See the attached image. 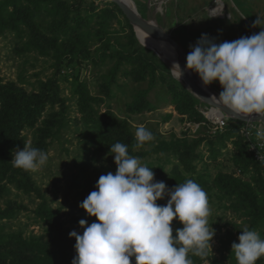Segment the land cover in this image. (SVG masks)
<instances>
[{
  "label": "rangeland",
  "instance_id": "rangeland-1",
  "mask_svg": "<svg viewBox=\"0 0 264 264\" xmlns=\"http://www.w3.org/2000/svg\"><path fill=\"white\" fill-rule=\"evenodd\" d=\"M36 1L17 0L16 7L9 10L25 14L28 9L34 8ZM131 1L142 18L155 20L186 56L190 46L195 45L202 34L222 43L251 36L264 28L262 23L256 28L252 26L249 31L251 28L248 25H253L257 16L264 19V0ZM41 3L43 10L33 14L32 22L23 25L22 38L13 33H0V85L11 83L30 94L51 83L52 90L57 91L65 103L63 116L66 122L60 141L50 148L46 165L35 173L30 172L46 203L58 212L59 221L55 216L52 222L59 224L66 235L64 242L52 247L56 260L68 264L69 258L75 257L76 252L70 247L75 246L76 241L69 237V233L73 230L83 233L79 226L82 219L89 225L95 222V218L89 217L79 205L95 190L101 175L108 172L115 174L114 157L94 152L91 146L94 143L92 135L99 134L93 128V121L109 123L110 115L125 122L135 140L136 129L140 125L153 133L154 139L140 148L125 142L129 138L126 133L121 134L120 143L128 145L136 155L134 157L152 171L163 168L164 178L160 180L155 175L156 181L167 184L172 179V185H176L178 173L187 180H194L206 191L211 210L209 225H212L216 235L211 242L212 251L209 249L206 257L189 254L194 264H237L231 246L234 242L239 243L241 230H255L264 239L263 222L257 224L260 226H251L253 211H257L258 215L264 213V189L258 181V167L246 154L242 123L223 115L227 120L226 127L239 124V129L234 128L237 131L229 136L225 134L226 127L217 130L211 116V109L216 107L196 96L182 80L174 78L167 65L149 47L141 44L136 34L137 42L132 44L130 31L121 16L104 20V14L114 9L111 1L49 0ZM58 3L75 4L66 19L68 29L64 33L60 28L64 19L60 14L51 13ZM221 3L225 6L220 12L224 18L212 13L214 8H223ZM33 39L43 45L50 57L25 52L24 42ZM55 47L63 53L60 59L52 56ZM129 51L133 52V60L128 57ZM145 63H153V68L146 67ZM167 73L193 98L192 104L181 102L178 91L174 92V87L162 81L166 80ZM82 84L99 101L93 105L91 116L81 113L78 106L76 90ZM210 86L219 94L222 91L218 82ZM56 111L59 109L45 110L39 121ZM35 132L36 128L21 131L26 146L33 143ZM175 139L196 143L190 155L191 172L184 171V166L172 152H152L158 140ZM232 179L243 181L247 186L243 187L241 182L237 186L231 182ZM84 184L89 186L88 190ZM231 191L233 196L229 195ZM167 199L165 197L157 203L166 205ZM8 202L21 205V213L15 220L0 223L2 231L22 230L25 236L35 235L46 242L52 239L53 234L48 233L49 226L33 220L35 210L41 204L37 194L19 195L13 188L5 189L0 193V207H5ZM182 227L181 223L173 226L174 237L176 229ZM257 264H264V257Z\"/></svg>",
  "mask_w": 264,
  "mask_h": 264
},
{
  "label": "clouds",
  "instance_id": "clouds-1",
  "mask_svg": "<svg viewBox=\"0 0 264 264\" xmlns=\"http://www.w3.org/2000/svg\"><path fill=\"white\" fill-rule=\"evenodd\" d=\"M264 23L257 16L253 27ZM186 56L184 68L173 62L171 75L182 80L194 72L207 87L218 82L219 96L211 100L223 111L239 117H264V28L248 37L217 43L202 34ZM264 140V129L256 130ZM137 147L154 139L144 125L136 129ZM116 172L101 175L79 205L95 222L80 220L83 233L73 230L76 255L72 264H194L189 254L206 257L216 235L209 225L211 214L206 191L194 180L169 189L155 180L152 168L131 156L128 146L117 142L110 147ZM48 155L30 146L13 151L12 165L26 172L41 170ZM168 198L166 205L157 201ZM183 225L173 236V221ZM239 243L232 244L237 264H257L264 257V239L249 228L241 230Z\"/></svg>",
  "mask_w": 264,
  "mask_h": 264
},
{
  "label": "trees",
  "instance_id": "trees-1",
  "mask_svg": "<svg viewBox=\"0 0 264 264\" xmlns=\"http://www.w3.org/2000/svg\"><path fill=\"white\" fill-rule=\"evenodd\" d=\"M42 1L47 2L49 0L36 1L34 3V8H31V10L28 9L26 13L23 14L19 10H9L11 7H16L17 0H0V33H13L17 37L22 38L23 25L32 22L33 14L43 10ZM110 4L114 5V9L104 14V20L109 21L111 18L117 19L118 16H121L124 19L126 27L130 31L131 43H136L137 39L135 37V33L133 28L129 25L126 17L115 3L112 2ZM110 4L105 3L104 5ZM74 5L75 4L68 6L64 3H58L53 6L51 11L52 14H60L61 18L64 19L60 26L63 33L68 29L66 19L68 18L71 9L74 8ZM63 7L65 8L63 9ZM79 7L80 6H78V8ZM63 10H65V12H63ZM23 49L25 52H35L42 57H50V53L43 47V45L34 39L24 42ZM62 54L63 53H61L60 49L56 47L53 49V57H58V59H60ZM128 57L130 60H133V52L129 51ZM145 66H152L153 68V63H150V65L145 63ZM165 75L166 80L164 79L162 81L166 83V85L170 84L174 87V92L178 91V94L181 96V102H191L192 104L194 100L184 90V88L177 84L176 80H174L169 73ZM52 89L53 85L51 83H47L41 86L40 91L27 94L24 90H21L14 84L9 83L0 85V193L5 189L11 190L13 188L19 195L29 196L31 193L37 194V197L41 199V204H39L37 210H35L36 216L33 217V220H37L38 222L49 226L48 233L53 234L51 235L52 239L49 240V242H46L41 237L35 235L25 236L22 230L2 231L0 226V264H63L56 260L55 253L52 249V247L59 242H64V238L66 236L63 234L62 228L59 224L54 225L52 222L55 216L59 221L58 212L56 213L53 211L50 204L48 205L46 203V199L34 183L31 173L18 169L11 163L13 159V151L16 149L23 150V147L26 146L25 139L21 135V131L25 128H36L33 143L29 146L38 148L44 151L47 155L49 154V150L52 145L60 141L61 130L65 126L66 122L65 117L63 116L65 114V103L58 95L57 91H53ZM76 94L78 95V106L81 113L91 116L94 110L93 105L99 103V101L89 94L86 86L83 84L76 90ZM52 108H57L59 111L51 114L48 113L43 120L39 121L45 110H50ZM191 108L192 106H190V109ZM186 109L189 110V107ZM108 119L110 120L109 123H104L102 120L93 121V128L95 131H99L98 135H92L94 143L91 146L94 152L100 151L101 153L112 155L110 147L117 142H121L122 133H126L129 137L125 140L127 144L133 143L137 146V141L131 135L128 128L129 126L125 122L116 120L110 115L108 116ZM237 123L242 122L237 121ZM234 128L239 129V124L235 126H227L225 134L229 136L235 133L237 130H233ZM112 140L114 141L112 142ZM195 146L196 143H188V141L181 139H175L173 141L158 140L156 145H154L152 152H172L177 155L178 161L184 166V171L191 172L190 161L192 160V157L190 155H192L193 148ZM245 147L247 150L246 145ZM128 151L130 155H133V151H131L129 146ZM184 152L188 153L186 154ZM246 154L248 159L252 160V162L258 167L260 176L258 181L260 183V187L264 189V166L261 163L256 162L250 153ZM153 172L158 179L161 180L164 178V171L162 167H158ZM176 174L177 184L186 182L187 179L184 175L182 177L178 173ZM231 182L233 184L236 183L237 186H239L240 182L243 184V187L247 186V183L243 181L239 182V180L232 179ZM75 184L77 185V181H75ZM176 185H172V179H169L166 184L169 189L175 187ZM84 186L88 190L89 186H87V184H84ZM238 190L239 188L236 189L235 193ZM229 195L233 196L234 192L231 191ZM239 200L242 202L241 198ZM21 207L22 206L17 202H8L5 207H0V223L17 219L18 216H20ZM252 214L254 219L251 221V226H260L257 224L262 222L264 224V213L258 215L257 211H253ZM177 223L179 222L174 220L172 227ZM70 248L75 250L74 246ZM69 260L70 262H68V264H72L73 258H69ZM131 264H135L134 258L132 259Z\"/></svg>",
  "mask_w": 264,
  "mask_h": 264
},
{
  "label": "water",
  "instance_id": "water-1",
  "mask_svg": "<svg viewBox=\"0 0 264 264\" xmlns=\"http://www.w3.org/2000/svg\"><path fill=\"white\" fill-rule=\"evenodd\" d=\"M113 3H115L126 19L129 21V23L132 25L136 37L138 39L137 31H141L146 37L149 38V40H153L155 46H150L149 48L158 56V58L163 61L169 69H171V66L173 62H178L182 68L186 65V55L183 54V52L179 49V47L168 38V36L163 32L160 27L156 24V22L152 20H146L142 18V16L137 12L133 2L131 0L124 1V0H108ZM154 22V23H153ZM139 40V39H138ZM160 42L164 43V46L166 49H168V52L172 55V60H169L167 57L163 55V53L160 50ZM182 81L186 84L187 87H189L193 93L198 96L203 101L209 103L210 105L216 107L219 109V112L222 115L227 116L228 118H231L233 120L241 121V122H257L260 123L264 127V117H239L231 113L229 110H221L214 101L211 100V96H219V93H217L210 85L205 87L200 78L197 74L191 71H186L185 75L182 78Z\"/></svg>",
  "mask_w": 264,
  "mask_h": 264
},
{
  "label": "built area",
  "instance_id": "built-area-1",
  "mask_svg": "<svg viewBox=\"0 0 264 264\" xmlns=\"http://www.w3.org/2000/svg\"><path fill=\"white\" fill-rule=\"evenodd\" d=\"M213 120V123L217 126V130H223L227 125V120L224 116L221 119ZM257 129H264V127L260 123L242 122L241 133L245 138L247 151L256 162L264 166V140L257 139Z\"/></svg>",
  "mask_w": 264,
  "mask_h": 264
},
{
  "label": "bare ground",
  "instance_id": "bare-ground-1",
  "mask_svg": "<svg viewBox=\"0 0 264 264\" xmlns=\"http://www.w3.org/2000/svg\"><path fill=\"white\" fill-rule=\"evenodd\" d=\"M124 1H128V0H124ZM221 10H222V7L221 8L217 7L212 10V13L217 15V14H220ZM152 21L156 22L153 19ZM137 35H138L139 42L147 47L155 46L157 44V43L154 44L155 42L153 40L151 39L149 40V38L146 37L141 31H137ZM159 44H160V50L165 56V58L167 57L169 60H172L171 58L172 55L168 52V49H166V47L164 46V43L160 42ZM211 116H213L215 120L221 119L223 117V115L217 109H214V108L211 109Z\"/></svg>",
  "mask_w": 264,
  "mask_h": 264
},
{
  "label": "crops",
  "instance_id": "crops-1",
  "mask_svg": "<svg viewBox=\"0 0 264 264\" xmlns=\"http://www.w3.org/2000/svg\"><path fill=\"white\" fill-rule=\"evenodd\" d=\"M222 2H223V1H222ZM221 4H222V3H221ZM222 5H223L222 10H223V9L225 8L224 3H223ZM213 8H214V7H213ZM213 8H212V9H213ZM212 9H211V10H212ZM220 15H221V14H220ZM220 15H219V17H221V18H224V17H225V16L223 17V14H222L221 16H220ZM228 15H229V17H230V14H228ZM229 17H228V18H229ZM245 22H247L246 19H245ZM247 23H248V22H247ZM248 25H249V28H251V29H249V31L252 30V29H253V28H252V25H251L250 23H249Z\"/></svg>",
  "mask_w": 264,
  "mask_h": 264
}]
</instances>
